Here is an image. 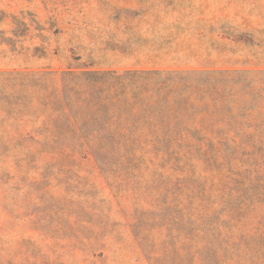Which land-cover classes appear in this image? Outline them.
I'll return each mask as SVG.
<instances>
[{"label": "rangeland", "instance_id": "obj_1", "mask_svg": "<svg viewBox=\"0 0 264 264\" xmlns=\"http://www.w3.org/2000/svg\"><path fill=\"white\" fill-rule=\"evenodd\" d=\"M0 264H264V0H0Z\"/></svg>", "mask_w": 264, "mask_h": 264}]
</instances>
